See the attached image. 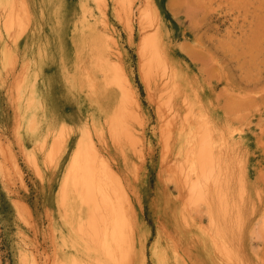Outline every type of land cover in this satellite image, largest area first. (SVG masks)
<instances>
[{
  "label": "rangeland",
  "instance_id": "rangeland-1",
  "mask_svg": "<svg viewBox=\"0 0 264 264\" xmlns=\"http://www.w3.org/2000/svg\"><path fill=\"white\" fill-rule=\"evenodd\" d=\"M89 1H0V264L106 262L102 215H70L71 188L60 198L86 129L128 195L118 264H264V0ZM79 22L93 36L88 54L73 36ZM151 36L166 68H147ZM114 65L129 82L127 136L110 129L120 94L104 92L102 70ZM201 115L213 157L198 179L206 203L185 161Z\"/></svg>",
  "mask_w": 264,
  "mask_h": 264
},
{
  "label": "bare ground",
  "instance_id": "bare-ground-1",
  "mask_svg": "<svg viewBox=\"0 0 264 264\" xmlns=\"http://www.w3.org/2000/svg\"><path fill=\"white\" fill-rule=\"evenodd\" d=\"M1 2H5V0H0ZM89 1V0H88ZM16 2V1H15ZM81 2V1H80ZM90 2V1H89ZM128 2V0H127ZM132 2V1H131ZM83 3V2H82ZM97 3V1H96ZM104 3V2H103ZM121 3V2H119ZM88 5V3H87ZM95 5V4H94ZM103 5V4H102ZM129 5V3H128ZM1 6V5H0ZM16 6V5H15ZM80 6V5H79ZM89 6V5H88ZM87 6V7H88ZM91 6V4H90ZM118 6V5H117ZM103 7V6H102ZM24 8V7H23ZM86 10V8H83ZM82 9V10H83ZM92 9V8H91ZM97 9V8H96ZM81 10V11H82ZM1 11V9H0ZM80 11V10H79ZM99 11V10H98ZM12 12V7L10 10V13ZM15 12V11H13ZM25 12V11H24ZM94 12V11H93ZM37 13V12H36ZM17 14V13H16ZM15 14V16H16ZM81 14V12H80ZM90 14V13H89ZM102 15V13L100 12ZM149 14V13H148ZM54 16V15H53ZM103 16V15H102ZM83 17V16H82ZM99 17V16H98ZM18 18V17H17ZM84 18V17H83ZM14 18L11 17L9 20H13ZM16 19V17H15ZM26 19V18H25ZM62 19V18H61ZM149 19V18H148ZM28 20V19H27ZM74 20V18H73ZM78 20V19H76ZM15 21V20H14ZM17 21V20H16ZM59 21V20H58ZM57 21V22H58ZM103 21V19H102ZM42 23V22H41ZM40 23V24H41ZM80 23V22H79ZM28 24V23H27ZM61 24V23H60ZM80 30H76L74 33V37L77 36L79 38V41L81 42L82 48H86L91 43L86 42L88 39H91L93 36L91 35V31L88 33V28L86 31L85 29V23H80ZM71 25V24H70ZM34 32V31H33ZM155 32V31H154ZM22 34V32H21ZM31 34V33H30ZM33 35V34H32ZM39 35V33H38ZM154 35V34H153ZM109 36V35H108ZM144 39V38H143ZM143 46L141 50V54H145L147 56V68L149 71H151L154 67H157L159 65H163L164 68H166V62L164 56H162L161 51L159 50V44L156 42L155 36H151L146 40H143ZM29 40V38H28ZM84 42V43H83ZM83 43V44H82ZM28 44V43H27ZM46 45V44H45ZM49 45V44H48ZM44 46V45H43ZM47 46V45H46ZM49 47V46H48ZM47 47V48H48ZM89 47V46H88ZM38 48V46H37ZM36 48V49H37ZM25 49V48H24ZM30 49V48H29ZM44 49V48H43ZM49 49V48H48ZM90 47L86 50V54L90 52ZM32 51V50H31ZM42 51V50H41ZM85 51V50H83ZM27 52V51H26ZM37 52V50H36ZM2 53V52H1ZM31 53V52H30ZM34 53V52H33ZM32 53V54H33ZM117 53V52H116ZM48 54V53H47ZM84 55V52H82ZM21 55V54H20ZM23 55V54H22ZM37 55V54H36ZM34 56V54H33ZM32 56V57H33ZM41 56V55H40ZM13 59V58H12ZM40 59V57H39ZM32 60V59H31ZM29 61V60H28ZM39 61V60H38ZM27 62V61H26ZM32 62V61H31ZM35 63V61H34ZM116 63V62H115ZM25 64V63H24ZM23 64V65H24ZM117 64V63H116ZM22 65V66H23ZM27 65V63H26ZM21 67V66H20ZM33 67V66H32ZM31 67V68H32ZM9 68V67H8ZM25 68V66H24ZM1 70V69H0ZM162 70V69H161ZM22 71V70H21ZM109 71V70H108ZM148 71V72H149ZM9 72V71H8ZM24 72V71H23ZM32 72V70H31ZM103 76L106 78V84L104 87V92H116L119 91V98L114 101L112 105V113L109 117V123H110V129H112L114 132L118 129L125 131V118H126V109L124 107L125 100L127 99V96L129 98V90H128V78L125 76L123 70L118 65H114V68L110 70L109 72H106L102 70ZM25 73V72H24ZM11 74V73H10ZM36 74V73H35ZM161 74V73H160ZM33 75V74H32ZM21 76V74H19ZM35 76V75H34ZM144 76V72H143ZM167 77V76H166ZM14 78V77H13ZM23 78V75H22ZM33 78V77H32ZM151 78V77H150ZM19 79V78H18ZM65 79V78H64ZM33 80V79H32ZM40 80V79H39ZM154 80V79H151ZM67 79H65V82ZM20 82V81H19ZM21 83V82H20ZM14 86V85H13ZM16 87V86H14ZM157 87V86H156ZM13 88V87H12ZM71 88V87H70ZM16 89V88H15ZM130 89V88H129ZM14 92V91H13ZM27 92V91H25ZM29 93V92H28ZM131 93V92H130ZM14 96V95H13ZM23 96V95H22ZM15 98L17 97L14 96ZM170 97V96H169ZM26 99V98H23ZM32 99V98H31ZM165 99V98H164ZM169 100V99H168ZM184 99H182L183 102ZM16 101V99H15ZM31 101V100H30ZM128 101V99H127ZM126 101V102H127ZM160 101V100H159ZM185 101V100H184ZM23 102V101H22ZM162 102V101H161ZM160 102V103H161ZM164 102V101H163ZM130 103V102H129ZM127 104V103H126ZM131 104V103H130ZM128 104V105H130ZM135 105V103H134ZM185 105V104H184ZM41 106V105H40ZM131 115V114H130ZM31 116V115H30ZM179 116V115H178ZM195 117H197L195 115ZM31 118V117H30ZM29 119V118H27ZM208 117L206 115H201L197 120H195V123L192 124L189 128V134L191 138V148L186 153V162L189 165L190 170L197 172V175L195 177V180L191 182L190 186L192 192L197 193L199 197L203 195L198 190V179H199V173L201 175H204L206 178L207 174L206 171L208 170V165L212 164V155H211V147L209 143L210 140L208 138V135L210 136L211 128L209 126ZM33 120V119H31ZM89 120V119H88ZM232 120V119H231ZM27 122V121H26ZM181 122V121H180ZM32 123V122H31ZM50 124H53L52 122ZM169 124V123H168ZM196 124V126H195ZM29 125V124H27ZM49 125V124H47ZM36 126V125H34ZM52 126V125H51ZM50 126V127H51ZM183 127V126H182ZM45 128V127H44ZM52 129V127H51ZM133 129V127H132ZM167 129V127H166ZM33 130V129H32ZM134 130V129H133ZM41 131V130H39ZM55 131V130H54ZM123 131V135L125 132ZM44 132V131H43ZM128 132V131H127ZM130 132V131H129ZM167 132V131H166ZM169 132V131H168ZM45 133V132H44ZM93 133V132H92ZM121 134V133H120ZM168 134V133H166ZM47 135V134H45ZM171 135V134H170ZM127 136V135H126ZM132 138L131 135H129ZM135 136V135H134ZM133 136V137H134ZM166 136V135H165ZM188 136V135H187ZM43 137V136H42ZM169 138V134L166 136ZM44 138V137H43ZM125 138V137H124ZM136 138V137H135ZM162 138V137H161ZM37 139V138H36ZM94 139V138H93ZM129 139V140H131ZM35 140V139H34ZM58 140V139H57ZM128 140V139H127ZM133 141V140H132ZM38 142V140H37ZM131 142V141H130ZM164 140V144H165ZM234 144V143H233ZM57 145V142H56ZM131 145V144H130ZM133 145V144H132ZM167 145V144H166ZM165 145V146H166ZM136 148V147H135ZM164 148V147H162ZM165 150V149H164ZM166 152V151H165ZM0 153L2 156H4V149H0ZM105 153V152H104ZM138 153V152H137ZM29 154V152H28ZM236 154V153H235ZM56 153L52 151H49L48 158L49 163L50 160L54 158ZM142 155V154H140ZM139 156V155H138ZM141 157V156H140ZM11 158V165L18 170V165L15 162V159L10 156ZM28 158L32 165L36 168V158L34 155H28ZM215 160V159H214ZM217 163V160H215ZM178 163V162H177ZM243 163V162H242ZM241 163V164H242ZM230 165V164H229ZM245 165V164H244ZM113 167V166H112ZM181 168V167H180ZM171 169V168H170ZM221 169V168H220ZM39 172V171H38ZM3 174V172H2ZM170 175V174H169ZM5 177V174L3 175ZM190 175H188L189 177ZM115 177L112 170L105 164L103 159L99 156L98 151L96 147L94 146L93 141L90 138L89 131L84 130L83 135L80 139V141L77 144L76 149L72 153L70 164L68 170L65 172L64 179L61 184V202L62 204H65L66 198H67V190L70 188L72 189V196L69 198L70 201V209L69 214L70 215H76L77 218H87L88 220L91 219L90 223H94L97 215L99 214L104 221V226L107 230L104 231L102 237L99 239L100 246L97 247V252L99 256H102L105 259V263L101 264H118L121 262V260L124 259L125 251L122 249V244L127 241L128 236L126 235L125 229L128 226V222L126 221V215L128 212V208L126 206V202L128 201V198L123 190L122 187L119 189L112 184V181L115 179L117 181V178ZM216 178V177H215ZM212 179V178H211ZM185 180V179H183ZM215 180V179H214ZM123 181V180H122ZM201 181V180H200ZM218 181V180H215ZM238 182V181H237ZM115 183V182H114ZM118 183V182H117ZM119 184V183H118ZM183 184V182H182ZM204 185V184H203ZM220 185V184H219ZM224 185V184H222ZM120 186V185H119ZM118 186V187H119ZM205 186V185H204ZM203 187V186H202ZM242 187V186H241ZM176 188V187H175ZM189 188V187H188ZM220 188V187H219ZM244 188V187H243ZM204 189V188H203ZM213 189V188H212ZM242 189V188H241ZM215 190V189H214ZM217 191V190H216ZM221 191V190H220ZM177 192V191H176ZM241 192V191H240ZM178 196V195H177ZM215 196V195H214ZM195 197V196H194ZM233 197V196H232ZM200 202L206 203L208 202L206 200L205 196L200 197ZM192 199V198H191ZM196 199V198H195ZM235 200V199H234ZM242 200V199H241ZM250 200V199H249ZM254 201V200H253ZM129 202V201H128ZM190 202V201H189ZM199 203V202H198ZM195 204V203H194ZM197 204V203H196ZM195 204V205H196ZM200 204V203H199ZM187 205V204H186ZM189 205V204H188ZM206 205V204H205ZM244 205V204H242ZM192 206V205H191ZM197 206V205H196ZM199 206V205H198ZM208 206V205H207ZM104 209V212L106 213L107 217L105 218L103 215L102 209ZM245 209V208H244ZM198 210V209H197ZM236 210V208H234ZM192 211V210H191ZM246 211V210H245ZM199 212V211H198ZM235 212V211H234ZM192 213V212H191ZM190 214V213H189ZM251 214V213H250ZM198 215V214H196ZM233 215V214H232ZM202 216V215H201ZM200 216V217H201ZM199 217V216H198ZM237 217V216H236ZM190 218V217H189ZM211 219V218H210ZM131 220V219H130ZM230 220V219H229ZM238 223V222H237ZM198 224V223H197ZM229 227V226H228ZM231 227V226H230ZM229 227V228H230ZM234 227V226H233ZM111 228V229H110ZM237 228V227H236ZM110 229V231H109ZM80 230V229H79ZM237 230V229H236ZM86 231V229H85ZM95 233L97 234L98 229L94 228ZM238 232V231H237ZM93 234V233H92ZM168 234V233H167ZM221 234V233H220ZM222 235V234H221ZM196 238V237H195ZM97 239V240H98ZM219 241V240H218ZM231 241V240H230ZM163 244V243H162ZM69 250V249H68ZM181 256V255H180ZM230 256V255H229ZM53 257V256H52ZM158 258V257H157ZM239 258V257H238ZM51 259V258H50ZM49 259V260H50ZM236 259V258H234ZM48 260V261H49ZM53 260V259H52ZM108 261V262H107ZM59 264H71L70 260L66 256H62L60 259ZM173 264V263H172Z\"/></svg>",
  "mask_w": 264,
  "mask_h": 264
}]
</instances>
